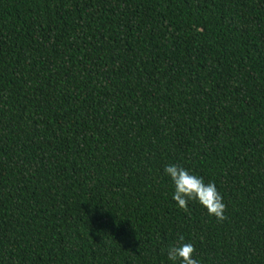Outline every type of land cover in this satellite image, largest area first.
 Wrapping results in <instances>:
<instances>
[{
	"label": "trees",
	"instance_id": "trees-1",
	"mask_svg": "<svg viewBox=\"0 0 264 264\" xmlns=\"http://www.w3.org/2000/svg\"><path fill=\"white\" fill-rule=\"evenodd\" d=\"M181 235L264 264V0H0V264H170Z\"/></svg>",
	"mask_w": 264,
	"mask_h": 264
},
{
	"label": "clouds",
	"instance_id": "clouds-1",
	"mask_svg": "<svg viewBox=\"0 0 264 264\" xmlns=\"http://www.w3.org/2000/svg\"><path fill=\"white\" fill-rule=\"evenodd\" d=\"M172 183V199L177 207L187 209L190 201L198 202L209 216L224 220L226 205L214 182H205L203 177L196 175L179 164H169L164 168ZM195 248L190 242H185L181 235L177 241L170 244L166 250L170 264H201L194 256Z\"/></svg>",
	"mask_w": 264,
	"mask_h": 264
}]
</instances>
